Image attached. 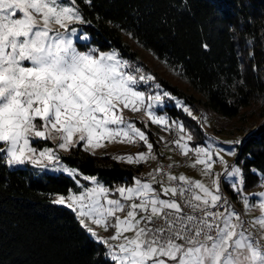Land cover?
Here are the masks:
<instances>
[{"label":"snow or ice","instance_id":"obj_1","mask_svg":"<svg viewBox=\"0 0 264 264\" xmlns=\"http://www.w3.org/2000/svg\"><path fill=\"white\" fill-rule=\"evenodd\" d=\"M84 23L77 0H0V163L31 165L74 178L77 170L61 164L52 147L37 148L33 143L51 140L63 151L83 144L94 154L105 141L135 143L138 138L147 152L113 159L141 163L156 158L153 144L126 119L124 110L143 111L152 124L176 125L154 111L169 93L146 95L138 90L153 76L121 59L115 49L78 48L74 38L87 41L88 36L78 35L73 25ZM176 103L193 115L181 101ZM177 127L179 136L173 143L182 155L195 154L190 166H201L210 185L164 168L115 189L85 175L93 187L80 194H54L50 203L72 210L79 224L107 246L105 255L112 264H264V191L254 194L258 201L242 197L246 209L261 213L242 220L222 196L213 167L217 162L225 167V178L238 194L245 182L242 170L232 166L228 171L221 155L226 150L211 142L190 147L193 136L182 123ZM227 154L235 156L236 151L228 149ZM89 221L105 231L112 229L113 235L99 237Z\"/></svg>","mask_w":264,"mask_h":264},{"label":"trees","instance_id":"obj_2","mask_svg":"<svg viewBox=\"0 0 264 264\" xmlns=\"http://www.w3.org/2000/svg\"><path fill=\"white\" fill-rule=\"evenodd\" d=\"M77 5L97 49H115L137 61L130 41L150 50L174 66L200 98L170 86L175 93L236 119L243 133L263 118L244 137L236 158L245 186L255 187L259 173L264 174V0H77ZM168 111L191 127L180 109ZM189 130L195 136L192 144L203 139ZM35 144L53 146L50 140ZM153 147L161 158L159 145ZM59 156L80 174L94 175L110 187L144 176L141 163L93 154L83 144ZM75 186V179L64 173L0 163V264H112L72 210L50 203L54 194H67Z\"/></svg>","mask_w":264,"mask_h":264},{"label":"rangeland","instance_id":"obj_3","mask_svg":"<svg viewBox=\"0 0 264 264\" xmlns=\"http://www.w3.org/2000/svg\"><path fill=\"white\" fill-rule=\"evenodd\" d=\"M86 24L87 23L73 25V27H76L78 29V35H87L88 36L87 41H83V40H79L78 38H74L75 42H76V44L80 50H87V48H93V47L96 48L95 44H93L90 41V39H91L90 34L84 29V25H86ZM130 42L132 43L131 44L132 47L138 51L139 61L126 59V58L122 57L121 55H120V58L127 60L130 64L134 65L135 67L141 68L144 74L151 75L154 77V80L150 81L147 85L141 84L139 86L138 90L145 91L146 95L147 94L155 95L157 92H159L161 95L164 92L169 93V96L164 97L163 103L160 105H157L155 107L154 111L156 112L157 115L166 116L170 122L171 121L177 122L176 125H172L171 128H168L166 126L152 124L151 121H149L147 119V117L144 115L143 111H141L139 113H132L130 110H127V109L124 110V116L126 117V119H128L131 122H134L137 127H139L142 131H144L147 138H148V141L150 143H152V144L154 142L157 143L159 145V147H158L159 153H160V155H162L161 158L157 157L156 153H155V148L153 147L152 155H154L156 158L155 159H148L145 162H141V164L143 165L144 176L140 177V179L146 180L148 178V174L155 170V168H156L155 162L157 160L165 161L168 159H172L168 153L163 152V148H166V146L168 145L169 140L172 138L173 134H175L174 140L178 138L179 132H178L177 125L180 123H182L184 125L185 130L188 134L193 136V133H191V131L189 130L190 128H193L194 131L197 130V132H200L202 137H203V139H201L200 142H198V143L192 144V141H189L188 144L190 147L206 146L209 142H211V143H213L214 147H220V148H224L226 150L225 152L221 153V155H223L224 160L227 162V166H228L227 170L228 171L231 170L232 166H237L242 170L241 165L236 162V158L238 156V146L241 143H239V144H228L226 142L236 141V140L242 141L244 139V137L249 134V132L253 131L256 128V125L259 122H262L263 118L258 119V123L251 126L247 132L243 133L242 127L238 126L239 123H237L238 121L236 119H230V118H227L224 116L217 115L216 113H213L210 110L206 109L205 106L202 105L201 103L193 105V103L187 102L185 97L180 96L179 94L175 93L170 88V86L174 85L180 91H182L185 95L193 96L197 99L200 98V96L192 89V87H191L190 83L187 81V79L184 76H181L179 74V71H177V69L174 66L168 65V63L165 60L156 57L150 50L145 49V48H141L138 45H136V43H134L132 41H130ZM112 50L113 49H109L106 51H112ZM100 51H102V50H100ZM156 85H159V88H157ZM173 97L175 99H172ZM177 100L181 101L183 106L189 107L190 110L192 111L193 115L189 116L187 113H185L183 111V108L181 106L177 105V103H176ZM170 107H175L176 109H180V111L185 116H187V119H188L187 122H188L189 126H191V127L190 128L186 127L183 120L178 119V118H174L168 111V108H170ZM193 117H195V118H193ZM194 137H193V139H194ZM161 138H163V139H161ZM40 142L41 141L35 142V143H40ZM51 142L53 143V146H45V147H52L57 152L58 155H59V153L67 152V151L60 150L57 147L58 142H53V141H51ZM35 143H33L34 147H37V148H43L44 147V146L39 147ZM105 144H106L105 147L95 150L94 154L109 153L113 157H116V156H121V155L126 156L128 154L135 156L139 152H147L146 145H144L142 141H139L138 138H137V141L135 143H128V142L109 143V142L105 141ZM228 149H235L236 155L235 156L228 155L227 154ZM191 154L193 155V159H194L195 154L194 153H191ZM61 164L67 166L62 161H61ZM132 164L135 165L138 163H132ZM190 165H191V163L188 164L187 166L181 168V169H178L177 171H175L172 174H175L177 176L184 174L187 177H189L190 179L202 180L206 184L210 185V179L201 175V166L198 165L195 168H193ZM17 167H19V168L29 167L32 170L37 171L39 173H50V174L63 173V172H53L50 169L41 170V169L35 168L31 165L14 166V167H10V168H17ZM67 167H69V166H67ZM213 172L215 174L219 175L220 192H221V182H223L225 186H228L230 188V190H232L231 193L236 195V197L240 203L241 210L244 213V215L246 216L248 221H251L253 218H256V217L261 215L258 208L246 209L243 205L242 197L244 195H247L249 197L250 201H258L259 198L254 194H258V193L264 191V174L259 173V177H260L259 182L253 188H247L245 186V184H243L242 192L240 194H238L234 189H232L230 187V183L226 180V178H225L226 177V170H225V167L223 165H221L217 162L213 167ZM64 174H67V173H64ZM84 176H85L84 174H80L78 172V175H76L74 177V179H75V182L78 180L79 184L76 183L75 188L73 187L70 190H72L76 194H80L85 188L93 187V184L91 183V181H87V180L83 179ZM87 176H92V175H87ZM157 179L159 180L158 177H157ZM97 180L100 183H102L105 187H108L110 189H115L116 187H120V186H132L134 184V182H133V183L128 184V185L118 184V185H115L113 187H110V186L104 184L98 178H97ZM154 187L159 191V189H160L159 184L154 185ZM67 194H59V195L67 196ZM162 198H166V197H162ZM63 207H66V206H63ZM120 215L123 216L124 213H121ZM88 223L90 224V221ZM90 226L94 228V230L97 232L98 236L101 238L107 239L108 237L113 235L112 229L105 231L104 228H102V227H99L96 225H91V224H90ZM83 230L94 241H96L97 243H100L96 239H94L84 228H83ZM125 235L131 236L132 233H126ZM110 243H114V242L110 241ZM100 244H102V243H100ZM102 245L104 246V251L106 254V252L108 250L107 246L104 244H102Z\"/></svg>","mask_w":264,"mask_h":264},{"label":"built area","instance_id":"obj_4","mask_svg":"<svg viewBox=\"0 0 264 264\" xmlns=\"http://www.w3.org/2000/svg\"><path fill=\"white\" fill-rule=\"evenodd\" d=\"M174 138H175V134L172 135V138L169 140V143L166 146V148H163V152L168 153L172 159H170V160L168 159L165 161L157 160L155 162V167H156L155 169L164 168L165 172L170 171L171 173H174L178 169H181V168H183V167H185L191 163V161L193 159V155L191 153L188 157L182 155L181 151L173 143ZM169 165H171L170 169L168 167ZM157 177L159 179H162V176L159 174H157ZM221 194L224 198H226L228 200L229 204L232 206V209H234L241 216L242 220L248 221L246 216L244 215V213L241 210L240 203H239L236 195L233 196L226 189L223 182H221ZM220 210L223 211V209H220Z\"/></svg>","mask_w":264,"mask_h":264}]
</instances>
